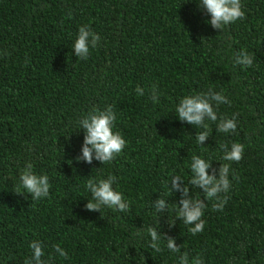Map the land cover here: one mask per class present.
<instances>
[{"label": "trees", "instance_id": "1", "mask_svg": "<svg viewBox=\"0 0 264 264\" xmlns=\"http://www.w3.org/2000/svg\"><path fill=\"white\" fill-rule=\"evenodd\" d=\"M241 4L246 18L221 32L207 23L200 0H0V264H25L35 240L48 264H178L185 252L189 264L197 255L204 264H264V0ZM84 25L101 37L87 60L73 50ZM241 50L253 56L251 67L235 64ZM209 88L231 103L215 107L218 120L206 121L210 137L201 147L195 136L204 129L181 122L175 108ZM107 105L126 147L107 164L77 162L80 119ZM233 114L236 132H219V119ZM233 143L245 146L243 158L224 161L221 145ZM194 155L211 160L217 176L221 164L231 165L223 211L188 185L208 205L195 236L188 231L194 225L179 219L169 228L181 198L169 190L171 178L187 184ZM29 163L48 175L47 198L17 191ZM109 175L129 210H86L88 179ZM160 197L168 209L156 213ZM150 226L174 238L180 253L163 239L161 252L152 249Z\"/></svg>", "mask_w": 264, "mask_h": 264}, {"label": "clouds", "instance_id": "2", "mask_svg": "<svg viewBox=\"0 0 264 264\" xmlns=\"http://www.w3.org/2000/svg\"><path fill=\"white\" fill-rule=\"evenodd\" d=\"M199 8L210 15L211 19L207 21L213 29L224 31L225 27L237 20L246 18L241 0H200ZM101 37L88 25L81 26L75 40L73 50L77 58L87 60L90 48H96ZM235 64L244 67H251L253 64V56L246 51L241 50L235 57ZM137 95H144V89L137 86ZM160 93L156 86L151 89L152 101L158 102ZM223 103H231L225 95L214 92L209 88L207 92L198 93L182 98L175 108L177 118L181 122L204 129L197 132L195 138L197 143L202 147L209 136V124L206 121L216 122L218 115L215 107ZM237 115L233 114L231 118H220L217 130L222 133H235L237 130ZM117 117L113 111L112 105H107L104 110L93 108L86 116L80 119L79 124L84 131V141L81 149L82 155L76 157L77 162L83 161L92 164L93 160L102 164H107L116 159L126 147V140L119 131H114V125ZM224 150L222 159L227 162H239L243 158L245 146L239 143H233L231 149L228 150L227 145H221ZM229 163L221 164L218 170L212 168V161L201 158L200 156H192L190 169L192 173L191 179L185 184L180 175H174L171 178L170 191L172 193H181L179 206L175 204V218L169 219V228L171 229L177 219L181 220L185 225H194L188 228V231L195 236L202 233L205 227V221L202 219L207 204L199 197L194 198L190 195V187L194 186L203 190L204 199L208 202L215 199L217 202L212 205L214 211H223L227 203V196L220 198L221 193H228L231 188L229 179L230 174ZM211 169L212 174L209 175ZM20 188L26 190L34 201L47 198L50 194L51 184L48 175H37L33 171L32 164H27L19 176ZM117 178L109 175L105 179L99 181L88 179L86 189L91 194V199L85 205L86 210L100 212L102 208L126 212L129 210V203L124 195L116 191L113 185ZM168 187V185H165ZM20 195H24L21 193ZM156 213L165 212L168 209V202L160 197L152 203ZM150 236V247L156 252H161V240H166V247L173 253H180L181 246L176 245V241L172 237H168L160 233V229L156 226H150L146 229ZM137 236L142 235V231L138 230ZM29 247L32 249V257L25 261V264H48L42 257L45 255L44 246L39 240L32 241ZM54 251L65 259H68L67 252L59 245L53 246ZM178 264H189V255L187 252L181 254ZM191 264H204L202 258L197 255L191 260Z\"/></svg>", "mask_w": 264, "mask_h": 264}]
</instances>
